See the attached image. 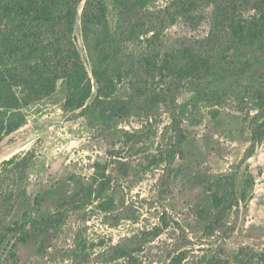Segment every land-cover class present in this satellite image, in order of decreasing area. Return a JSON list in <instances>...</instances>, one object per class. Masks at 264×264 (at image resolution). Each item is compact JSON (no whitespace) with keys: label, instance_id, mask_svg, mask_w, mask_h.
<instances>
[{"label":"rangeland","instance_id":"rangeland-1","mask_svg":"<svg viewBox=\"0 0 264 264\" xmlns=\"http://www.w3.org/2000/svg\"><path fill=\"white\" fill-rule=\"evenodd\" d=\"M96 1L104 7L107 28L86 29L87 0H82L74 29L75 44L92 78L90 101L97 89L92 75L94 47L104 36L124 55L177 50L187 39L217 34L218 50L211 55L217 74L184 81L175 100L154 109L137 100L130 117L103 133L88 125L81 110L64 109L65 79L51 96L27 107V124L0 142V164L31 151L37 156L24 183L26 197L11 217L58 211L91 182L95 164L101 163L107 164L112 179L109 194L117 202L115 214L122 212L130 219L119 225L105 223L96 208L98 201L68 211L44 253L36 237L21 242L16 233L9 234L0 249L1 264H131L128 259L110 261L105 252L124 242L136 249L138 264H169L174 257L182 259L180 264H208L212 258L263 264L264 138L252 141L251 119L260 110L248 91L264 82V50L230 48L213 5L200 3L184 16L182 7L190 0L180 4L149 0L132 13L122 0ZM252 14L249 11L247 16ZM207 90L219 91L222 100L205 99ZM131 94L128 81L119 84L118 96ZM223 176H227L223 192L233 188L240 205L230 211L220 230L209 232L202 214L213 210L217 187L208 185ZM165 222L169 225L158 237L148 233Z\"/></svg>","mask_w":264,"mask_h":264},{"label":"trees","instance_id":"trees-1","mask_svg":"<svg viewBox=\"0 0 264 264\" xmlns=\"http://www.w3.org/2000/svg\"><path fill=\"white\" fill-rule=\"evenodd\" d=\"M148 1L122 0V4L132 13L144 8ZM81 2L0 0V142L27 124L25 109L55 93L62 79L66 80L68 91L64 109L81 110L80 115L85 117L88 125L103 133L112 124L130 117L137 100L141 99L147 109H154L175 100L184 81L193 82L217 74L211 61V55L218 50L215 48L217 34L205 39H187L177 50L152 49L124 55L114 47L109 36H104L94 47L92 75L97 89L90 101L92 78L74 37ZM96 2L87 0L83 13L86 29L91 26L107 28L104 7ZM175 3L184 2L176 0ZM200 3L216 7L217 16L230 39V48L264 50V0H190L182 7V14L188 15ZM249 11L253 14L247 16ZM245 63L247 68L251 66L249 60ZM124 81L132 87L133 94L128 98L117 95L118 86ZM203 93L209 101L220 102L223 98L219 91ZM248 94L256 100L260 110L251 119L252 141L260 142L264 138V82ZM127 135L134 137V134ZM36 157V152L31 151L0 164V211H3L0 215V249L9 234L16 233L21 242L36 237L40 251L44 253L61 230L68 211L88 207L97 201L96 208L104 215L105 223L119 225L124 219H130L125 213L115 214L117 202L115 196L109 194L112 179L107 174V164L101 163L95 164L96 172L91 182L74 192L58 211L49 214L25 212L21 219H14L11 216L18 202L26 197L24 183ZM226 179L227 176H223L208 185L210 189L217 187L213 193V210L202 214L208 221L206 230L209 232L220 230L230 211L240 205V198L233 188L223 192L221 187H225ZM168 225L165 222L163 227L158 226L148 233L158 237ZM135 251L125 242L105 250L110 261L128 259L131 264H138ZM260 257L264 264V251ZM181 260L174 257L169 264H180ZM208 264H230V260L212 258Z\"/></svg>","mask_w":264,"mask_h":264}]
</instances>
